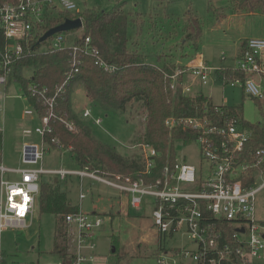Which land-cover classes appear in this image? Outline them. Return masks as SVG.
I'll list each match as a JSON object with an SVG mask.
<instances>
[{"label": "built area", "instance_id": "1", "mask_svg": "<svg viewBox=\"0 0 264 264\" xmlns=\"http://www.w3.org/2000/svg\"><path fill=\"white\" fill-rule=\"evenodd\" d=\"M59 10L80 12L75 0H0V33L3 38L0 85L7 87L15 81H10L15 61L35 52L72 49L69 70L62 82L53 87L32 82L26 90L20 83L22 94L18 98L28 101V97L33 98L43 113L40 114L31 101L22 111L28 119L38 120L33 127L22 128L26 137L30 134L38 136L36 140L24 141L20 147L21 161L26 166L10 168L0 163V264H3L1 233L31 226L38 208L41 178L45 175H55L63 180L76 176L79 189L83 178L97 181L125 193L131 207H149L150 222L157 231L158 240L159 237L164 239L163 247L158 249L157 264H253L264 248L263 232L260 231L263 226L255 217V197L264 188V178L256 184V179L264 174V148L251 151L250 160L241 157L253 132L242 123L237 109L231 111L227 105L209 107L203 103L200 114L169 115L164 119L168 129L180 128L193 133L190 143L198 146V165L186 162L176 154L174 162L167 161L156 175L159 154L142 139L137 145L140 167L128 174L100 172L87 166L78 170L33 166L42 163L51 147L61 145L55 138L46 139V134L52 130V120L60 121L69 130L75 129L72 119L66 114H58L57 100L72 74L78 70L81 56H91L94 65L105 72L117 69L115 64L103 58L89 37L78 44L73 43L74 38L69 41V34L61 33L55 34L47 43L41 40L45 21ZM218 68L201 60L195 64L183 63L169 74L170 88L175 90L180 86L183 96L194 97L190 93L192 85L186 78L197 79L200 85H204L210 72H216ZM232 68L242 72L244 78L222 77L230 86L240 85L248 95L261 96L264 38L245 39ZM90 116L89 109L84 107L80 118ZM100 122V117L94 119L95 124ZM84 197L80 189L79 202ZM63 222L69 259L66 261L57 254L58 261L45 264H86V261H92V253L86 255L84 249L94 247V232L102 225L103 218L96 212H85L79 205L78 210L63 215ZM179 237H183L180 238L183 241L181 246L166 247V241Z\"/></svg>", "mask_w": 264, "mask_h": 264}, {"label": "rangeland", "instance_id": "2", "mask_svg": "<svg viewBox=\"0 0 264 264\" xmlns=\"http://www.w3.org/2000/svg\"><path fill=\"white\" fill-rule=\"evenodd\" d=\"M78 9L87 6H98L108 10L118 0H75ZM207 0H125L126 9L142 13L141 18L135 17L134 25H128V48L141 52L143 60L151 65L161 66L164 62L179 67L177 61L182 58L190 59L195 54H201L204 61L210 66H235L239 45L245 38H264V11H234L229 0L217 1L215 6L220 7L225 17L215 20L206 10ZM262 9V8H260ZM195 14L201 24V35L196 45L185 39L184 26L186 14ZM74 14V13H72ZM137 22V23H136ZM139 22V23H138ZM83 28L76 29L68 35L69 41L81 34ZM241 51V50H240ZM170 52V54H169ZM158 56H163L158 60ZM224 57V59H222ZM166 60V61H164ZM24 76L32 75L31 69H25ZM187 75V74H186ZM258 80L257 77H255ZM191 83V95L204 93L210 96L213 104H227L237 109L242 119L248 124L262 125L264 123V78L260 91L261 96L252 97L243 91L240 85L230 86L220 75L211 71L207 84L200 85L197 79L188 76ZM180 87V86H179ZM20 81H12L7 87L0 85V126H2V145L0 163L7 167H24L21 163L20 145L24 140H30L22 132L23 127H33L38 121L28 120L22 114L23 109L29 107L28 100L18 98L22 94ZM5 94V95H3ZM72 110L81 117L84 107L90 111V117L83 119L92 130L93 136L118 153L125 161L139 160L140 149L138 143L144 137L146 105L142 98H132L125 103L123 110L115 112L102 109L92 101L81 87H76L71 93ZM101 118L99 124L95 118ZM32 139L37 135L30 134ZM254 137V135H253ZM175 149L180 159L186 162L199 163V149L196 143L188 145L175 142ZM46 168H66L78 170L80 167L71 156L68 148L60 145L51 147L42 160L33 166ZM100 172L123 173L112 171L98 166ZM54 176V175H47ZM264 178L256 179V184ZM66 179V178H65ZM65 191H68V200L79 206L85 212H96L103 218V223L94 232V247L86 248V255L92 253L93 260L86 264H157L159 254L157 231L150 222V208H133L128 203L125 193L103 183L82 179L80 189L85 197L79 204V179L71 182L67 177ZM63 180V179H62ZM255 217L263 226L260 229L264 234V188L258 191L255 197ZM55 216L51 213H40L36 208L33 225L27 229H8L1 233L3 264H45L56 262L58 257L52 252L54 245ZM179 239L166 241V247L181 246ZM122 248L124 258L118 260L117 251ZM253 264H264V248L260 258Z\"/></svg>", "mask_w": 264, "mask_h": 264}, {"label": "trees", "instance_id": "3", "mask_svg": "<svg viewBox=\"0 0 264 264\" xmlns=\"http://www.w3.org/2000/svg\"><path fill=\"white\" fill-rule=\"evenodd\" d=\"M225 0H207L206 10L210 17L219 19L225 17L220 7L215 6V2ZM234 11L240 12L259 10L264 11V0H229ZM125 0H118L117 3L108 10L98 6L85 7L82 11L74 14L59 10L44 23V31L58 25L67 18H82L81 34L74 36L73 43H81L85 37H89L91 43L95 45L104 59L116 65L117 69L112 72H105L93 63V58L82 55L78 65V70L72 74L63 93L57 100L58 114H66L72 119L75 125L74 130H69L58 120L51 121V132L46 134L48 141L55 138L59 143L68 148L71 156L79 167L89 168L106 167L117 172H135L139 167V160L125 161L118 153L106 147L94 136L89 125L84 120L77 117L72 110L71 93L76 87H81L86 95L96 102L102 109L115 112L123 110L125 103L132 98H142L145 100L146 117L143 140L153 146L158 152L157 168L155 174H159V168L167 161L173 163L176 158L175 142L189 144L193 133L180 128L168 129L164 125V119L169 115L187 116L201 113V105L207 103L209 107L213 105L211 99L204 94L194 97H186L181 93L180 87L175 90L170 88L171 79L169 74L175 70L174 64L164 62L161 66L151 65L143 60L141 52L128 48L129 35L127 27L133 21V17L123 10ZM262 8V9H260ZM75 30L58 32L70 34ZM57 34V33H56ZM201 35V24L199 18L192 12L186 14V24L184 27L185 39L196 45ZM45 39L47 43L48 39ZM3 38L0 33V46ZM242 49V44H241ZM72 49L70 47L57 50L35 52L25 56L13 63L10 76L11 80H18L26 90L29 83L35 82L39 85H53L64 80L65 73L69 70V58ZM163 56L159 57L160 60ZM31 69L32 75L24 76L25 69ZM216 74L224 78L240 77L244 74L231 66L219 67ZM254 98V97H253ZM29 101L36 105L40 114L43 110L37 102L28 97ZM234 111L233 106H229ZM242 123L250 128L254 137L245 146L242 158L251 159L250 152L257 148H264V123L262 125L248 124L242 119ZM2 145V133L0 131V156ZM53 145V144H52ZM71 182H76L78 178L71 176ZM67 178L62 180L58 176H42L40 182V193L38 197V209L40 213H51L55 216L54 245L52 252L67 257V234L66 226L63 222V215L68 212L78 210V206L68 200V191H65ZM164 239L159 237L158 246L163 247ZM117 248L113 247L112 252ZM122 248L117 251L118 260L124 258Z\"/></svg>", "mask_w": 264, "mask_h": 264}, {"label": "crops", "instance_id": "4", "mask_svg": "<svg viewBox=\"0 0 264 264\" xmlns=\"http://www.w3.org/2000/svg\"><path fill=\"white\" fill-rule=\"evenodd\" d=\"M78 5V4H77ZM206 6H207V1H206ZM87 7H89V6H87ZM80 11H82L83 9H79ZM123 10L125 11V13H127V14H129L131 17H133V21H135V17H139V18H141L140 20L142 21V13L141 12H136L135 14L136 15H133L134 14V12H131L130 10H128V9H126V5L124 4V7H123ZM224 18V17H223ZM134 23L135 22H132L131 23V25H134ZM137 23V22H136ZM139 23V22H138ZM185 27V26H184ZM245 39H247V38H245ZM245 39H243L242 41H241V43H240V45H239V48H238V52H237V57L239 56V54H240V50H241V44H242V42L245 40ZM169 54H170V52H169ZM185 55L186 54H182V56L183 57H185ZM198 55H201V54H195V55H193V57L192 58H190V59H184L183 57L182 58H180L177 62L179 63V64H183V63H193V64H195V63H198L200 60L201 61H203L204 63H206V64H208V62H206V61H204L203 59H202V57H198ZM164 61H166V60H164ZM209 65V64H208ZM201 94H204V93H201ZM205 95V94H204ZM206 96V95H205ZM207 97H209L210 99H211V97L210 96H208L207 95ZM212 101V100H211ZM213 102V101H212ZM217 105H227V104H217ZM227 106H229V105H227ZM28 120H30V119H28ZM31 121H38L37 119H31ZM35 126V125H34ZM1 127V129H2V126H0ZM24 128V127H23ZM30 140H36L37 138H38V136H37V138L36 139H32V137L30 136ZM24 141H26V140H24ZM23 141V142H24ZM23 142H21V145H22V143ZM21 145H20V147H21ZM20 154V153H19ZM21 160V159H20ZM21 163H22V161H21ZM24 164V163H23ZM26 165V164H25ZM25 167V166H24ZM10 168H12V167H10ZM17 168H21V167H17ZM80 203V202H79ZM33 225V222H32V224H31V226ZM30 226V227H31ZM27 229V228H26ZM57 255V254H56ZM57 257H58V255H57Z\"/></svg>", "mask_w": 264, "mask_h": 264}, {"label": "water", "instance_id": "5", "mask_svg": "<svg viewBox=\"0 0 264 264\" xmlns=\"http://www.w3.org/2000/svg\"><path fill=\"white\" fill-rule=\"evenodd\" d=\"M82 25H83V22H82L81 17L67 18L63 22L59 23L58 25H55L49 28L47 31H45L43 36L41 37V40H45L48 37L58 32L79 29L82 27ZM263 237H264V234H263Z\"/></svg>", "mask_w": 264, "mask_h": 264}]
</instances>
